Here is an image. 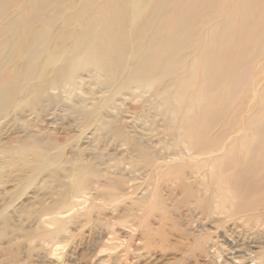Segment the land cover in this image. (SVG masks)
<instances>
[{
  "label": "rangeland",
  "instance_id": "rangeland-1",
  "mask_svg": "<svg viewBox=\"0 0 264 264\" xmlns=\"http://www.w3.org/2000/svg\"><path fill=\"white\" fill-rule=\"evenodd\" d=\"M73 39L54 38L28 67L26 48L12 59L48 85L7 89L0 113V264H264V158L241 198L215 174L218 156L238 155L231 171L240 168L264 119V42L243 52L239 95L217 119L208 106L210 128L191 145L183 112H196L199 81L180 92L187 66L169 76L168 93L88 68L53 89ZM184 52L186 62L196 54Z\"/></svg>",
  "mask_w": 264,
  "mask_h": 264
},
{
  "label": "bare ground",
  "instance_id": "bare-ground-1",
  "mask_svg": "<svg viewBox=\"0 0 264 264\" xmlns=\"http://www.w3.org/2000/svg\"><path fill=\"white\" fill-rule=\"evenodd\" d=\"M222 1L0 0V113L7 110V89L13 94L22 83L30 88L40 83L44 87L48 85L27 67L41 57L54 38L63 44L74 37L71 48L74 53L65 57L64 72L56 79L53 77V89L62 83L60 88L75 84L78 70L88 68L91 72L101 70L105 75L123 72V87L135 85L151 90L160 86L168 93L169 76L187 66L188 79L182 83L180 92L198 80L193 93L198 108L194 114H190L189 109L184 110L188 122L184 121L183 127L190 129L191 145L199 143L213 118L217 119L239 95L247 62L241 55L244 51L245 54L254 52L253 49L257 50L264 42V0H234L227 6H221ZM62 4L64 9H61ZM58 20H62V24L53 31ZM205 25L208 28L205 29ZM16 26L19 28L15 29ZM50 30L53 32L46 39ZM30 31H34L38 48H28ZM205 45L209 46L206 51ZM24 48L27 67L21 68L15 66L12 59ZM187 48H194L196 54L186 62L188 55L184 51ZM208 106L216 111L211 113ZM207 109L214 115L212 119L206 118ZM251 132L248 158L240 161L239 169L231 171L238 155L225 159L218 156L217 162L213 161L222 168L215 174L224 178V185L233 193V198L245 195L242 185L250 183L264 158L258 151L264 143V119L257 120Z\"/></svg>",
  "mask_w": 264,
  "mask_h": 264
}]
</instances>
